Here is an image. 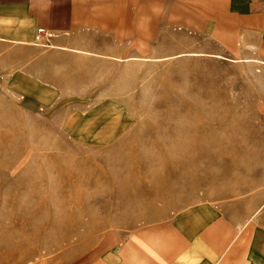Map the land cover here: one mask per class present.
I'll use <instances>...</instances> for the list:
<instances>
[{
    "label": "rangeland",
    "instance_id": "374dc122",
    "mask_svg": "<svg viewBox=\"0 0 264 264\" xmlns=\"http://www.w3.org/2000/svg\"><path fill=\"white\" fill-rule=\"evenodd\" d=\"M257 70L185 55L139 62L121 104L28 112L0 97V264H65L107 228L198 201L231 202L225 211L241 218L244 197L264 198Z\"/></svg>",
    "mask_w": 264,
    "mask_h": 264
},
{
    "label": "crops",
    "instance_id": "0c3cea01",
    "mask_svg": "<svg viewBox=\"0 0 264 264\" xmlns=\"http://www.w3.org/2000/svg\"><path fill=\"white\" fill-rule=\"evenodd\" d=\"M185 55L264 77V0H0V97L24 111L121 104L139 62ZM230 204L198 201L129 231L107 228L65 264H264V198L249 207L244 197L236 219Z\"/></svg>",
    "mask_w": 264,
    "mask_h": 264
},
{
    "label": "bare ground",
    "instance_id": "6f19581e",
    "mask_svg": "<svg viewBox=\"0 0 264 264\" xmlns=\"http://www.w3.org/2000/svg\"><path fill=\"white\" fill-rule=\"evenodd\" d=\"M107 135V134H106ZM101 138V137H100ZM197 138V137H196ZM195 138V139H196ZM197 139H199V138H197ZM198 141H200V139L198 140ZM192 142V141H191ZM195 143V142H194ZM202 147H201V144H194L193 146H191V147H189V149L190 150H199V149H201Z\"/></svg>",
    "mask_w": 264,
    "mask_h": 264
},
{
    "label": "built area",
    "instance_id": "2783aa9c",
    "mask_svg": "<svg viewBox=\"0 0 264 264\" xmlns=\"http://www.w3.org/2000/svg\"><path fill=\"white\" fill-rule=\"evenodd\" d=\"M37 31H38V33H42V32H44V29L43 28H38Z\"/></svg>",
    "mask_w": 264,
    "mask_h": 264
}]
</instances>
